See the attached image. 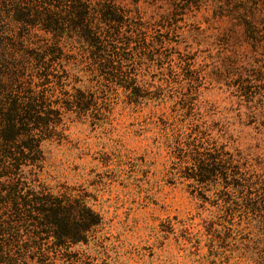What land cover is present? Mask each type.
<instances>
[{"label": "rangeland", "instance_id": "obj_1", "mask_svg": "<svg viewBox=\"0 0 264 264\" xmlns=\"http://www.w3.org/2000/svg\"><path fill=\"white\" fill-rule=\"evenodd\" d=\"M49 1L65 12L64 2ZM111 1L126 24L143 25L113 58V77L78 34L55 39L12 22L14 14L0 20V86L12 73L32 81L41 46L57 57L46 58V85H35L51 94L50 137L33 138L41 161L22 177L100 219L78 243L59 241L49 264H264V214H252L255 203L264 213V6ZM175 8L173 20L162 19ZM212 158L221 175L199 183L198 160Z\"/></svg>", "mask_w": 264, "mask_h": 264}, {"label": "trees", "instance_id": "obj_2", "mask_svg": "<svg viewBox=\"0 0 264 264\" xmlns=\"http://www.w3.org/2000/svg\"><path fill=\"white\" fill-rule=\"evenodd\" d=\"M56 1L64 2L65 12L58 11L60 4L51 7L49 0H0V20L5 14H14L12 22L29 27L39 25L45 32L53 34L55 39L65 33L78 34L81 42L99 55L100 72L112 77L119 74L120 68L114 66L113 58L120 57L123 50L120 46L129 43L131 35L140 31L143 25L133 21L126 24L123 21L124 10L111 0L102 3L96 0ZM7 2L12 4V10H5ZM249 2L253 4V0ZM260 2L264 6V0ZM33 6H38L43 12L29 8ZM176 15L175 8L162 19L173 20ZM126 33H131L130 38ZM39 50L42 55H35L31 63V70L36 74L32 81L27 85L21 84L22 74L12 73L6 86H0V264H49L51 255L57 259L63 248L59 241L66 238L78 243L100 222L99 217L84 203L67 196L53 195L40 184H35L37 180L27 181L26 177H22L25 169L35 167L34 163L41 161L36 157L40 151L38 145H34L33 138L36 136L47 140L50 136L46 128L53 123L49 119L52 114L48 106L51 94L43 91V88L35 90V85H46L51 76L46 58L53 62L57 57H54L56 52L51 45L41 46ZM34 79L37 83H34ZM127 86L121 87L125 90L131 88ZM81 102L82 98L73 99L70 104L79 108ZM214 159L198 160L201 164L197 169L199 183L208 181L217 173L221 175L218 171L224 166ZM252 211L258 217L264 214L256 203ZM22 234L35 240L52 236L58 242L50 247L35 242L20 243L18 239Z\"/></svg>", "mask_w": 264, "mask_h": 264}]
</instances>
